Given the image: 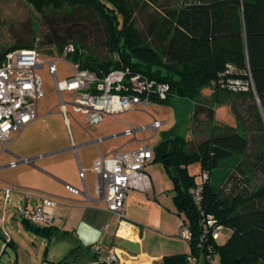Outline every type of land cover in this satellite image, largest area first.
<instances>
[{
	"label": "trees",
	"instance_id": "trees-1",
	"mask_svg": "<svg viewBox=\"0 0 264 264\" xmlns=\"http://www.w3.org/2000/svg\"><path fill=\"white\" fill-rule=\"evenodd\" d=\"M26 2L38 13L48 8L66 10L100 25L106 58H95L83 42L69 43L68 37L54 41L59 52L66 45L73 47L67 59L82 70L100 78L123 71L168 86L165 100L150 97L149 101L177 99L195 104L200 90L211 85L216 101L226 96L235 102L229 103L236 119L235 129H212L210 137L190 151L186 137L175 132L152 150V163L160 162L173 184L175 214L190 232L188 245L197 264H206V258L213 260L214 256L218 264H264V184L250 194L224 195L208 181L203 185L198 210L188 193L197 182L187 171V166L199 164L201 173H207L210 179L214 171L234 158L233 167L240 170L237 158L254 142L259 148L254 168L264 166V0H184L151 18L146 37L136 28V9L155 6L157 0L139 4L135 0ZM18 49L32 46L13 45L0 53V64L6 53ZM237 107L246 108L238 112ZM204 111L200 107L192 114L204 115ZM201 213L213 216L218 225L230 231L224 244L210 239L200 242ZM24 226L35 234L49 236L50 230L26 222ZM164 260L182 263L186 256Z\"/></svg>",
	"mask_w": 264,
	"mask_h": 264
},
{
	"label": "rangeland",
	"instance_id": "rangeland-1",
	"mask_svg": "<svg viewBox=\"0 0 264 264\" xmlns=\"http://www.w3.org/2000/svg\"><path fill=\"white\" fill-rule=\"evenodd\" d=\"M135 1L139 4L143 0ZM181 1L184 0H157L155 6L147 5L142 9H136V28L146 37L149 20L164 9L172 8ZM186 1L192 2L196 0ZM67 37L69 38L67 39L69 43L78 41L83 42L85 48L88 49L90 51L89 53L95 58H106V49L102 45L103 34L97 22L91 19L86 21L83 17H79L77 14H70L66 10L55 11L48 8L43 13H38L34 11L26 0H0V53L6 51L13 45L26 44L32 46V49L39 54L40 62L43 63L42 68L36 71L42 90V97L37 102L38 119L27 126L30 128L26 132L23 131L22 135L18 137L15 143H7V149L21 147L23 150H30L33 144L39 145L45 141L47 143H61L62 139L65 140V128L62 116L59 113V100L53 81L48 73L47 63L49 61L56 62L55 68L59 82H63L72 75V71L69 68V66H71L70 62L62 59L60 56L61 52L53 45L56 39ZM212 94V87L210 85L200 90L195 104L193 101L182 102L177 99H173L171 102L166 103L150 100L145 110L134 108L115 117L105 115L103 116L102 122L97 126H88L84 116L81 113L73 112L71 106L66 105L65 109L69 114L71 133L77 144L81 141L90 142L92 139H99L102 135V137L120 135L128 126L135 129L145 127L148 126L153 119L162 123L161 128L155 135H152V133L147 130L140 131L136 136V141L133 142H129L131 138L125 136H118L103 143L101 142V144H99L101 154H105L107 150L113 152L115 150L127 151L137 149L140 148L147 139H149L150 145L152 149H154L164 138L175 132H179L181 136L183 135L186 137V140L189 142L187 150L190 151L195 149L197 144L208 139L213 132L212 129L216 130L219 127L229 129L236 128V119L229 105V103L235 102L233 100L230 101L226 96H220V102H218L214 99ZM61 97L64 103H70L71 95L68 91H62ZM200 107L207 112L204 111V115L193 116L192 113ZM245 108L246 107H237V111L240 112V110H245ZM80 126L85 129V132L81 130ZM106 132H108V134L104 135ZM13 137H15L14 133L10 138ZM85 149H89V147ZM90 149L95 152V145ZM258 153L259 148L256 143H251L245 154L237 158L240 170H236L233 167L232 162L236 160V158H234L232 162L227 161L226 164H223L225 166L222 165L214 171L209 179V183L221 190L224 195H235L236 193L242 192L250 194L257 190L264 184V166L261 167V169L254 168L255 157ZM1 158L0 166L3 165L4 161L1 160ZM21 170L22 168L1 170L0 179L5 183H9L10 181L8 179H15L18 177ZM187 171L190 175L194 176L196 182H200L201 170L199 164L187 166ZM144 174L151 180V186L153 184L155 191L149 192L147 189H144L142 191L132 192L142 199L143 202L139 200L140 207L142 208L147 205L149 197L154 194L156 201L152 199L151 202L163 204V201L167 200L170 201V207L172 204L174 209L172 202L174 194L173 184L162 164L160 162L152 163L145 169ZM137 202L135 201V203H132L131 208L140 217L144 214L140 213L141 208L136 206ZM10 206L14 208L20 207L15 204L14 200L10 203ZM9 210L10 209H8V211ZM147 218L155 219L152 214ZM9 227L10 226L6 225V231L8 229L10 232L7 231L8 235L12 234V228L9 229ZM229 235L230 231L223 229L217 241L218 244H224ZM180 242L185 245L182 241ZM25 244H27V242ZM9 251L12 253L10 247H7L3 257L7 255ZM211 264H218L217 256L213 257Z\"/></svg>",
	"mask_w": 264,
	"mask_h": 264
},
{
	"label": "crops",
	"instance_id": "crops-1",
	"mask_svg": "<svg viewBox=\"0 0 264 264\" xmlns=\"http://www.w3.org/2000/svg\"><path fill=\"white\" fill-rule=\"evenodd\" d=\"M29 128L23 131L26 132ZM64 128L66 138L64 137L65 140L62 139L61 143L45 141L39 145L33 144L30 150H23L21 147L7 149L6 144L5 151L0 153L1 160H4L0 172L7 170L9 163L17 157L35 159L33 165H18L13 168H22L23 171L21 170L15 179H8L9 183L0 179V210L2 191L6 187L18 189L11 194L10 203L14 200L20 207L24 204L21 195V190L24 189L49 196L58 202L53 209L56 217L52 224L48 227H36L50 230L49 236L35 234L26 229L24 222L15 214L17 208L10 206L11 209L4 215L3 226L6 233V225L10 226L9 229L12 228L7 246L12 253L9 251L3 257L7 247L2 250L0 233L2 264H57L63 260H66L67 264H101L92 252L93 247H99L102 257L108 248H112L117 257L113 264H189L187 261L179 263L164 260L179 255L187 257L190 254L188 243L177 236L180 219L172 204L170 207V201H163V204L153 203L152 199L156 201V198L152 194L147 205L141 208L139 200L143 202L142 199L130 191L124 203L125 220L118 224L116 218L107 211L105 202L96 196L93 165L99 155L103 157L112 153L107 150L105 154H101L99 150V144L111 139V136L102 135L98 144L92 143V140L97 139L77 144L69 124L70 134L77 146L74 150L70 148L65 125ZM80 128L85 132L82 126ZM107 134L108 132L104 135ZM19 136L15 134L9 143H15ZM93 145L96 147L95 152L90 149ZM88 147L90 150L85 149ZM150 181L147 178L146 189L154 192ZM135 201H138L136 206L141 208L140 213L144 214L143 216L139 217L132 210L131 205ZM34 203L31 202L32 205ZM151 214L155 219L147 218Z\"/></svg>",
	"mask_w": 264,
	"mask_h": 264
},
{
	"label": "built area",
	"instance_id": "built-area-1",
	"mask_svg": "<svg viewBox=\"0 0 264 264\" xmlns=\"http://www.w3.org/2000/svg\"><path fill=\"white\" fill-rule=\"evenodd\" d=\"M73 47L66 45L61 57L70 62L67 57L73 53ZM55 61L47 63L48 73L55 86L58 96L59 113L63 118L68 132L71 149H76L69 129V114L66 105L71 106L73 112L81 113L88 126H97L103 120V116L115 117L134 108L145 110L150 97L163 101L168 93V86L163 83L149 81L141 75H128L127 72L113 71L103 78L96 74L79 68L77 63L70 62L69 68L72 75L59 82L55 68ZM43 63L39 60V54L34 49H18L5 54L0 64V153L5 151V145L10 142V136L14 133L18 136L36 119H38L37 102L42 97L40 80L36 71L41 69ZM127 78V83H124ZM238 86V83H235ZM68 91L71 95L69 104L63 102L62 91ZM129 91L128 94H121ZM162 123L157 120L145 127L133 128L128 126L122 134L113 135L110 138L125 136L131 138L130 142L136 141L140 131H149L155 135L161 128ZM101 139L92 140L98 144ZM149 139L144 141L140 148L127 151H113L107 156H98L93 165L96 175L94 184L95 194L105 202L107 211L113 215L117 223L125 220L124 203L129 191H142L146 189L147 178L144 168L152 163L153 152ZM40 158V157H39ZM35 159L15 158L8 167L15 168L18 165H33ZM209 181L207 173H201L200 182L189 189L188 193L194 205L200 210L203 201V185ZM17 188L6 187L2 191V206L0 210V233L4 250L10 242L9 236L4 229V215L10 208V197ZM24 204L15 210L18 218L34 227H48L56 217L53 209L58 204L53 198L28 189L21 190ZM31 202H35L34 205ZM201 237L200 242L210 239L218 241L223 228L217 224L211 215L201 213ZM177 236L187 243L191 239L188 228L178 220ZM200 243V245H201ZM199 245V246H200ZM92 252L101 264H113L117 257L112 248L106 250L101 256L99 247H93ZM2 253V252H1ZM0 253V259H1ZM189 264H197L198 260L191 253L186 257ZM212 260L206 258V264ZM0 264H2L0 260Z\"/></svg>",
	"mask_w": 264,
	"mask_h": 264
}]
</instances>
